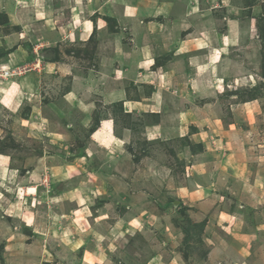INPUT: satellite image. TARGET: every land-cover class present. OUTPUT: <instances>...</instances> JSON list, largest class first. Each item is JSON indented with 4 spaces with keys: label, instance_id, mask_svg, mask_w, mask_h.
Listing matches in <instances>:
<instances>
[{
    "label": "rangeland",
    "instance_id": "374dc122",
    "mask_svg": "<svg viewBox=\"0 0 264 264\" xmlns=\"http://www.w3.org/2000/svg\"><path fill=\"white\" fill-rule=\"evenodd\" d=\"M188 1L0 0V63H13L0 73L13 88L0 103L13 181L0 193L21 195L0 204V264H264V0H233L242 51L221 48L214 74L172 58L218 29L228 48L225 14ZM73 2L92 21L87 42ZM151 58L172 76L143 108L156 115L140 106ZM18 88L31 100L14 102Z\"/></svg>",
    "mask_w": 264,
    "mask_h": 264
},
{
    "label": "crops",
    "instance_id": "0c3cea01",
    "mask_svg": "<svg viewBox=\"0 0 264 264\" xmlns=\"http://www.w3.org/2000/svg\"><path fill=\"white\" fill-rule=\"evenodd\" d=\"M22 1L25 2V0H22ZM60 1H63V2H65L68 5L69 1H72V0H67V1L60 0ZM77 2L79 4L80 0H77ZM198 2L200 3L201 0L200 1H198V0H189L188 3H187V5H188L187 7H191L193 10H195L196 7H197V3ZM206 2L210 6V7L207 8V10L209 9L210 12H211V10H214L215 13L221 12V14H225L224 16H222V18H220L219 21L216 20V26H217V28H218V26H223V27H225L227 29V33H228L227 37H228V42H229L228 43V48H226L224 45L221 44V37H222L223 32L218 29V32H209L210 36H211V39H209V37H207V34H205L204 36L203 35H198L197 37H194V40H192L193 42L198 43V45L202 44L200 48L197 47L195 50H192V48H190L191 45L186 43V40L184 38L183 39L184 43H181L180 46H178L179 53L177 54V56H173L172 58L173 59L175 58L178 62H181V63L183 61V64H181V65H187V69L191 70V71L194 70L193 71L194 73L196 71H200V73H207V72H209V69H210V71L214 74L215 73L213 71L214 67H215V65H217L219 63V58H218L219 56L217 55V52L221 53V48H223L225 50L233 49L234 51H238V52L242 51V46L243 45L239 42V37L241 35L244 36L245 35V31L243 30L242 26L239 25L236 22V21L241 22V20L238 19V16H235V15L238 14L241 10H243L242 9L243 5L242 4L239 5L237 3H234L233 0H217V1L206 0ZM18 5H21V3H17V6ZM74 8H76V4L75 3L71 7V16H72V18H75L74 19L75 21L77 19L80 21V22H75V25H80L78 28L75 27V29H76V31L77 30L80 31V33H82V35L86 38L87 36L85 35V31H84V23L85 22L88 23L91 20L83 21L81 17L84 14L81 13V12L79 13L78 8H77L76 11H74ZM217 9H220V11H217ZM187 11L188 10L186 9V13H187ZM193 14H195V13H192L191 16H193ZM210 14L211 13L206 12V17H207V15L209 16ZM79 15H81V16H79ZM35 16L37 17L36 12L33 15L32 14L27 15L26 22L25 23H20V26H23L24 28L25 27L29 28L30 22H32V18L33 17L35 18ZM77 16H79L80 19L76 18ZM172 17H175V16H172ZM218 17H220V14L218 15ZM16 19L19 20L18 17H16ZM10 20L13 22L11 17H10ZM173 22L176 23V20H174V21L170 20V23L167 22V24H166V25H168L170 30L176 25V24H172ZM229 22H232L231 23L232 25L229 24ZM234 23H236V24H234ZM92 25H93V28H94V31H95V26H94L93 23H92ZM16 26H19V25H16ZM101 27H102V25H101ZM101 27H100V29L104 28V27H102V28ZM182 31L183 30L181 29V32ZM230 32L234 33V35H231ZM21 34H23V33H21ZM134 34L135 33L132 32V33H130V36L131 35L134 36ZM187 35L189 36L190 32ZM2 37H3L2 38L3 45H1V47L6 48V52L8 53L7 54L8 56L13 55V52H14L15 48L19 45V44H13V41H15V39H14L15 37H13V34L12 35H5V36H2ZM74 37H75V35H74ZM90 37H87L86 39L84 38V40H85L84 42H87L88 39H90ZM249 38H251V36H249ZM199 42H201V43H199ZM144 46L141 48V49H143V53H144L142 55V65H143V62L147 61V58H146V53L147 52L145 50L146 47H144ZM144 50H145V52H144ZM203 50H208V51L203 52V53H205L207 55V57L205 59H203V60H200L199 58L195 57L194 55H191V53H193V52L203 51ZM209 51H211V53ZM137 52H138V50H137ZM221 54H222V56L225 55V53H221ZM153 59L154 58L150 59L152 65H148L147 66L148 69L146 68L147 70H150V71L152 70L151 73H153V76L151 77L152 79L149 78L152 81H151V83H148L149 85L154 87L153 95L151 96V98H148V99H145V100L141 101V105H140V106H142L141 109H143L145 106H154L155 107L158 104L157 101H159V100H157V99H159L158 98L159 94L162 92V95L164 96L165 95L164 93H167L166 91H170L168 88L170 86L169 82H170V79L172 78V76L170 77L168 75L167 70L163 71L161 69H156V70L152 69V67L156 66V64H157V60H153ZM7 61L8 62H1L0 63V73L1 74H3L4 72L8 71V70H6V71L5 70H1L2 66L10 67V65L13 64L12 60H9V57H8ZM49 65H55V63L49 64ZM62 67L63 66L60 65V67H58V69L62 68ZM140 68L142 69V67H140ZM221 79L222 78H220V76H218V78L212 77V80H211L212 85H221V83H220ZM153 80L156 81V83L153 82ZM162 81L165 82V86H166V84H169V86L168 87H164L161 84ZM0 82L3 83V87L0 86V103H2V105H3V103L7 104V102H5L4 100L10 101L9 97L12 98L13 88L11 90V93L9 94L10 89L8 91V87L7 86H9L10 82L8 80H2V79H0ZM12 83H13V81H12ZM92 87L93 86H91V88ZM16 90H17L18 94L16 95V97L14 98L13 101L14 102L19 101L20 103H22L23 102L22 98L18 97L19 96V92H20V88H18ZM114 95H118V92H116V93L114 92ZM150 100H151V102H150ZM8 112L11 113V111H8ZM143 112H145L147 114L150 113V114H153V115L159 114V112H157L155 110L152 111V112L151 111L148 112V111H144V109H143ZM161 133H162V128H155L154 130H152L148 134H150L151 136H154L156 134L160 135ZM158 139H161V138L152 139V141H155V140H158ZM0 170H3V171L0 172V174L2 175V177L0 178V190H2L3 187L9 188V189L12 188L11 187V183L13 181V175H11V171L13 172V169L9 168L8 158L4 154L0 155ZM28 188H29V186L26 187V189H28ZM9 189L8 190L4 189L2 191V193H0V195H1L0 198L2 199V201H0V204H4L5 205L4 206L5 210H8L9 207L5 208L6 204L4 202L8 201V199L13 197V196H16V197L19 196L18 199L21 197V195L18 194L17 191L15 193H12V192L9 191ZM17 190H18V188H17ZM11 205L12 204L9 203V206H11ZM9 217H11V216H9ZM7 247H9V246L7 245ZM216 250H218V249H216ZM216 257L218 258V253H217Z\"/></svg>",
    "mask_w": 264,
    "mask_h": 264
},
{
    "label": "bare ground",
    "instance_id": "6f19581e",
    "mask_svg": "<svg viewBox=\"0 0 264 264\" xmlns=\"http://www.w3.org/2000/svg\"><path fill=\"white\" fill-rule=\"evenodd\" d=\"M65 1H67V0H65ZM83 3V2H82ZM77 7V6H76ZM88 24V23H87ZM84 25H86V22L84 23ZM89 26H90V24H89ZM87 28V32H91V29H90V31H89V28L88 27H86ZM94 31V30H93ZM93 33V32H92ZM215 56V55H214ZM219 58V57H218ZM217 58V59H218ZM216 63V62H215ZM31 99H28V98H25L24 100H23V103H24V101H30ZM34 189V188H33ZM33 196V195H32ZM35 196V195H34Z\"/></svg>",
    "mask_w": 264,
    "mask_h": 264
},
{
    "label": "water",
    "instance_id": "95a60500",
    "mask_svg": "<svg viewBox=\"0 0 264 264\" xmlns=\"http://www.w3.org/2000/svg\"><path fill=\"white\" fill-rule=\"evenodd\" d=\"M176 206L178 205V203L175 204Z\"/></svg>",
    "mask_w": 264,
    "mask_h": 264
}]
</instances>
